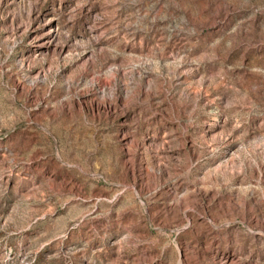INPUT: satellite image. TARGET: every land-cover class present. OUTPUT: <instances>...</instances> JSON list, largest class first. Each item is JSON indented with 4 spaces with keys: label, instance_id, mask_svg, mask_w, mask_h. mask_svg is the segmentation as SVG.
Listing matches in <instances>:
<instances>
[{
    "label": "rangeland",
    "instance_id": "374dc122",
    "mask_svg": "<svg viewBox=\"0 0 264 264\" xmlns=\"http://www.w3.org/2000/svg\"><path fill=\"white\" fill-rule=\"evenodd\" d=\"M0 264H264V0H0Z\"/></svg>",
    "mask_w": 264,
    "mask_h": 264
}]
</instances>
